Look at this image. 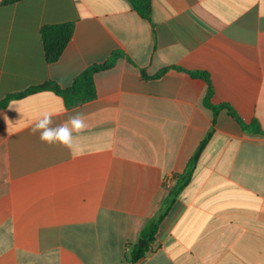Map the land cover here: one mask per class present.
<instances>
[{
    "label": "crops",
    "instance_id": "1",
    "mask_svg": "<svg viewBox=\"0 0 264 264\" xmlns=\"http://www.w3.org/2000/svg\"><path fill=\"white\" fill-rule=\"evenodd\" d=\"M151 2L146 20L129 0H0V103L47 82L68 89L123 54L95 75L89 102L41 92L0 109V264H264V0ZM66 23L72 39L48 64L41 30ZM191 73L263 134L227 109L214 123ZM45 112L57 124L85 115L78 151L31 133ZM209 134L152 250L132 263Z\"/></svg>",
    "mask_w": 264,
    "mask_h": 264
},
{
    "label": "trees",
    "instance_id": "2",
    "mask_svg": "<svg viewBox=\"0 0 264 264\" xmlns=\"http://www.w3.org/2000/svg\"><path fill=\"white\" fill-rule=\"evenodd\" d=\"M133 9L146 20H150L152 12V2L151 0H129ZM74 31V26L71 23L66 24H57L45 26L41 30L45 60L46 63L52 64L59 60L65 48L72 39ZM123 54L120 52H114L110 59L101 65H93L85 70L81 75H79L73 82L72 86L68 89H61L55 82H47L42 85L31 87L30 89L8 97L0 103V109L5 107L9 101L14 99H23L29 95L41 93V92H51L60 96L67 107H74L81 103L89 102L96 98V87H95V75L113 68L119 58H122ZM168 72L167 69H164L161 73L154 76L153 78H159L163 74ZM142 75L145 79L149 77L142 72ZM191 76L198 78L204 81L207 84V93L204 98L203 104L204 107L210 110L213 113L214 123L219 112L223 109H227L229 115L237 121L244 132L252 134H263V131L260 128V125L257 121H253L250 124L245 123L239 118L235 111L227 105L214 106L211 103V98L213 96V88L210 84L208 74L206 73H191ZM210 134L203 140L200 147L193 155L189 161L185 171L176 177V183L171 191L170 200L165 207V209L153 220H151L141 234V242L135 246L132 252V263H137L145 255L152 250V245L156 241V234L158 228L163 221L164 217L168 213L171 205L174 203L179 194L185 189L189 184L193 172L196 168L197 162L199 160L200 154L204 149L205 145L210 138Z\"/></svg>",
    "mask_w": 264,
    "mask_h": 264
},
{
    "label": "clouds",
    "instance_id": "3",
    "mask_svg": "<svg viewBox=\"0 0 264 264\" xmlns=\"http://www.w3.org/2000/svg\"><path fill=\"white\" fill-rule=\"evenodd\" d=\"M85 115L77 112L68 117L67 121L55 123L53 114H41L31 127V133L48 146H59L70 152L78 151L76 139L87 130Z\"/></svg>",
    "mask_w": 264,
    "mask_h": 264
},
{
    "label": "built area",
    "instance_id": "4",
    "mask_svg": "<svg viewBox=\"0 0 264 264\" xmlns=\"http://www.w3.org/2000/svg\"><path fill=\"white\" fill-rule=\"evenodd\" d=\"M168 185V184H167ZM169 186V185H168Z\"/></svg>",
    "mask_w": 264,
    "mask_h": 264
},
{
    "label": "water",
    "instance_id": "5",
    "mask_svg": "<svg viewBox=\"0 0 264 264\" xmlns=\"http://www.w3.org/2000/svg\"><path fill=\"white\" fill-rule=\"evenodd\" d=\"M141 242V241H140Z\"/></svg>",
    "mask_w": 264,
    "mask_h": 264
}]
</instances>
